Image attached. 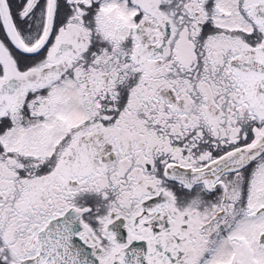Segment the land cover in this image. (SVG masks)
I'll use <instances>...</instances> for the list:
<instances>
[{
	"label": "snow or ice",
	"instance_id": "obj_1",
	"mask_svg": "<svg viewBox=\"0 0 264 264\" xmlns=\"http://www.w3.org/2000/svg\"><path fill=\"white\" fill-rule=\"evenodd\" d=\"M0 264H264V0H0Z\"/></svg>",
	"mask_w": 264,
	"mask_h": 264
}]
</instances>
